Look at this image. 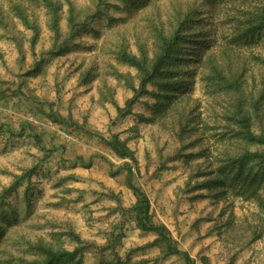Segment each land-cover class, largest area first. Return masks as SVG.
<instances>
[{"label": "rangeland", "instance_id": "374dc122", "mask_svg": "<svg viewBox=\"0 0 264 264\" xmlns=\"http://www.w3.org/2000/svg\"><path fill=\"white\" fill-rule=\"evenodd\" d=\"M60 1L56 38L42 1L0 0V80L22 89L18 108L0 102V121L18 131L19 119H29L46 139L36 114L40 116L37 102H47L88 131L68 130L83 134L80 145H43L32 133L20 144L6 127L0 130V264H28L40 256V241L72 249L71 231L92 243L82 264H186L181 254H166L165 243H154V234L122 215V207L134 204L135 196L126 172L119 169L125 160L99 138L113 134L135 152L137 161H126L133 164V182L151 200L154 220L169 228L177 247L195 264H264V166L254 160L239 175L229 170L239 152H264V145L249 143L240 134L230 113L237 94L221 87L212 71L218 66L226 78H238L253 129L264 131V30L235 39V21H244L243 14L259 0H198L206 2L201 16L197 13L203 22L186 30L177 45L176 94L160 109L154 100L158 87L150 85L123 118L112 102L125 106L133 91L117 74L136 77L137 70L116 53L123 43L138 53L139 37L152 54L145 15H132L126 2L112 0L108 9L88 18L85 28L72 33L68 0ZM157 1L164 15L170 0ZM71 2L77 10L96 13L93 0ZM15 3L40 27L34 51L32 32L12 10ZM63 43L65 49L56 52ZM41 54L37 76L24 75L21 61L28 68ZM140 115L149 120L140 121ZM89 161L91 166H84ZM26 172L27 178L4 191ZM219 173L223 182L215 180ZM114 225L121 229L112 233ZM119 234V240L108 243Z\"/></svg>", "mask_w": 264, "mask_h": 264}, {"label": "trees", "instance_id": "16d2710c", "mask_svg": "<svg viewBox=\"0 0 264 264\" xmlns=\"http://www.w3.org/2000/svg\"><path fill=\"white\" fill-rule=\"evenodd\" d=\"M47 8V13L50 16V27L56 38L60 35V11L62 4L60 0H40ZM112 0H93L96 3V13L89 14L87 10H77L72 4L71 0H68V26L72 33H77L81 29L87 26L88 18L99 14L97 12H104L110 7ZM126 2L127 8L133 15L144 14L145 21L147 22L148 32L152 38V54L147 49V42L142 41L141 38L137 37L136 46L138 53H133L129 50L127 44H121L117 50L116 57L124 64L134 67L137 70V76L132 77L130 73L118 72V76L126 81L128 88L133 91V96L126 99L125 106H120L116 102H112L117 109L118 117L123 118L132 112L134 104L140 99L143 94L149 93L147 87L155 85L158 87L160 94L155 95L154 100L159 102L158 107L160 109L166 107V101H168L173 95L176 94L177 90L175 85V54L179 39L184 35V32L188 29H192L198 24H202L203 20L198 17L197 13L201 16L205 1L199 2L198 0H183L175 1L170 0L169 5L164 8V15H160V9L156 5L157 0H121ZM200 8V9H199ZM15 16L18 17L22 23L32 32L30 37V47L34 51L35 46L38 42L40 35V27L37 21L31 18L26 9L21 4L15 3L12 7ZM199 10V11H198ZM197 15V16H196ZM246 16L244 21L236 20L235 26L237 27V35L235 39H244L254 36L255 34L264 30V0H259V4L251 5L248 12L244 13ZM83 18L81 20L80 18ZM80 19V20H79ZM112 20V19H111ZM204 28H201V30ZM206 42V41H205ZM65 49L64 43L61 46L56 47V52ZM35 54V53H34ZM211 55L209 56L210 59ZM44 61L43 54L39 55L34 60L31 66L24 68V61H21L20 70L25 71L24 75L37 76L41 64ZM26 69V70H25ZM213 71V78H219V84L223 88H233L237 94V100L231 108V119L240 129V134L249 143H256L264 145V131L256 133L253 129V117L250 110L245 107V101L243 100V91L238 84V78L231 77L227 78L215 66ZM87 77V76H86ZM8 83L0 80V102L4 101L8 104L10 109L18 108V97L22 94L21 85L14 89L8 86ZM234 87H231V86ZM17 98V99H16ZM31 101V100H30ZM35 101V100H33ZM261 99H257L254 103L256 105L255 112L259 110V102ZM48 106L47 110L42 104ZM37 102L39 106L40 116L45 119H50L53 122L61 123L66 126L73 127L79 133H87L82 123L75 120L72 116L65 117L61 112L54 109L53 103ZM169 103H167L168 105ZM14 113V111H12ZM158 113L161 111H157ZM12 115V113L10 114ZM39 114H36V118ZM140 121L149 120L144 115H140ZM6 127L9 136H24L26 132L32 133V137L39 143L43 142L42 136L37 131V127L33 125V122L26 118H21L18 131L10 127L9 122L0 121V130ZM17 134V135H16ZM100 140L120 159L125 160L124 163L119 167L120 170L126 172V182L128 187L132 190L135 196V202L129 207H122V215L125 218L133 219L138 229L145 233H152L156 236L154 243H165L166 254H181L186 264H195L194 259L189 255L188 252L182 251L177 247L169 228L163 224L158 223L154 220V215L151 209V200L147 193L143 191L139 185L133 182V164L137 161L135 152L130 149L124 139L120 138L119 134H113L110 137H104L101 135ZM47 148V147H45ZM47 150V149H45ZM48 149L47 151H49ZM197 154L195 155V157ZM80 159L82 157H79ZM83 160V159H82ZM130 160L132 163H130ZM257 160L258 163L264 166V152L251 151L246 149L239 152V155L233 159V163L230 165L229 170H234L237 175L243 172V167L250 161ZM91 161L84 163V166L90 167ZM202 173L198 174L200 176ZM28 172L23 173L21 177H17L13 186L4 188V191L16 186L20 180L27 178ZM216 182L222 181L220 173L216 176ZM205 186L203 183L199 184L198 187ZM29 191V186L26 187V192ZM3 199V198H2ZM1 201V200H0ZM3 209V208H0ZM118 225H114L112 233L118 230ZM123 234V233H122ZM123 235H116L108 241L109 244L114 240H119ZM71 241L75 242V247L72 249L67 248L64 244L51 245L45 244L40 241L36 249H38L40 256L28 261V264H82L83 255L86 249L92 246L90 241H86L81 238L80 235L71 231L69 234Z\"/></svg>", "mask_w": 264, "mask_h": 264}, {"label": "crops", "instance_id": "0c3cea01", "mask_svg": "<svg viewBox=\"0 0 264 264\" xmlns=\"http://www.w3.org/2000/svg\"><path fill=\"white\" fill-rule=\"evenodd\" d=\"M23 118V117H21ZM21 118L19 120H21ZM38 118V124L40 129H43V132L48 134L46 135V139H43V143H47V145H80L82 143V140L84 138L83 134L76 135L75 132L70 134L68 130H71V126H66L61 123L53 122L50 119H45L41 116H37ZM90 122H93V118L90 117ZM16 130V129H15ZM77 132V131H76ZM30 132H26L24 136H15L16 138L20 139V144H23L26 142V136H29ZM61 139V140H59ZM85 139V138H84ZM47 140V141H46ZM78 142V143H77ZM44 145V144H43Z\"/></svg>", "mask_w": 264, "mask_h": 264}]
</instances>
